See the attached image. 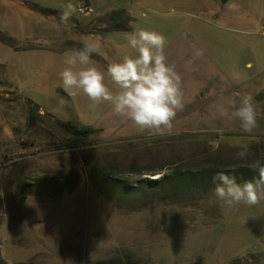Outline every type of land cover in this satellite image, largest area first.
<instances>
[{"label":"rangeland","instance_id":"rangeland-1","mask_svg":"<svg viewBox=\"0 0 264 264\" xmlns=\"http://www.w3.org/2000/svg\"><path fill=\"white\" fill-rule=\"evenodd\" d=\"M109 16L117 33L100 30ZM194 24H202L201 16L174 0H0V257L6 264H264V200L227 208L212 190L168 189L187 169L264 161V136L128 130L131 123L108 102L93 108L82 92L70 96L59 77L66 54L86 41L99 43L92 66L106 72L116 61L112 54H125L127 33L156 31L168 45ZM105 83L115 88L107 76ZM56 120L95 133L73 142ZM211 141L219 147L213 150ZM245 148L248 159H237ZM162 165L164 172L143 174ZM163 173L169 178L158 190L139 185Z\"/></svg>","mask_w":264,"mask_h":264},{"label":"crops","instance_id":"crops-1","mask_svg":"<svg viewBox=\"0 0 264 264\" xmlns=\"http://www.w3.org/2000/svg\"><path fill=\"white\" fill-rule=\"evenodd\" d=\"M174 3L200 15L202 24L186 26L165 50L172 47L165 55L182 76L185 106L177 113L171 134L163 135L264 136V0H174ZM126 17L131 19L129 15ZM114 19L109 16L101 21L100 30L117 33L119 25ZM127 28V32L131 31ZM121 49L126 50L125 54L121 51L123 56L135 55L128 45ZM122 58L111 55V61ZM245 95H251L257 114L258 126L252 135L241 131L238 119L221 117L216 112L218 105L227 106L229 101L238 105ZM127 122L131 123L128 130L155 134Z\"/></svg>","mask_w":264,"mask_h":264},{"label":"clouds","instance_id":"clouds-1","mask_svg":"<svg viewBox=\"0 0 264 264\" xmlns=\"http://www.w3.org/2000/svg\"><path fill=\"white\" fill-rule=\"evenodd\" d=\"M63 19L67 20V13ZM126 39L135 55L110 63L106 72L92 66V54L99 52L98 42L86 41L80 49L66 54L67 66L59 73L62 87L70 96L82 92L93 108L108 102L117 116L126 117L141 131L171 134L177 113L185 104L182 76L165 55L167 38L156 31L139 29L127 33ZM106 76L114 89L105 83ZM216 112L221 117L238 119L245 134L252 135L258 126L251 95L243 96L238 105L236 101H229L227 106L220 104ZM7 135L11 137L10 130ZM210 145L213 150L219 147L217 141ZM248 156L246 148L237 153L239 160H247ZM249 167L257 177L242 183L230 174L234 169L218 171L213 176L212 193L225 207L241 203L251 207L264 200V164L256 160Z\"/></svg>","mask_w":264,"mask_h":264},{"label":"trees","instance_id":"trees-1","mask_svg":"<svg viewBox=\"0 0 264 264\" xmlns=\"http://www.w3.org/2000/svg\"><path fill=\"white\" fill-rule=\"evenodd\" d=\"M56 124L61 128L62 131H64L66 134H68L71 137L73 142L82 143L89 136L95 133L93 129L79 127L77 125L68 124V123H62L58 120H56ZM187 135L191 136L193 134H181L179 136H187ZM261 163L264 164V161H261ZM174 166L175 164L169 167L174 169L175 168ZM165 168L166 166L162 165L158 169H152V168L146 169L144 170L143 174L164 172ZM177 168H182V167H177ZM229 169H234V171L231 172L230 174L234 175L237 181L240 183L246 180H251L254 177H257V173L251 170L250 167L246 165H240ZM224 170L227 169L215 170L213 168H202V169L198 168L194 170H188V169L187 171L184 170L183 172H181L183 179L179 180V182L178 181L176 182L175 180V184L170 186L168 189L174 190L175 192H178L180 195H184L185 193L192 192L193 190L196 192V189L201 190L202 193L207 192L208 190H212L214 188L213 176H215L218 171H224ZM168 178L169 177H167V175L163 173L162 177H160L159 179H154V180L149 178L141 179L139 180V185L147 184L148 186H145L144 187L145 189H157L158 188L157 184L161 180H166ZM164 190L166 189L160 191H164ZM37 195H40V193H37ZM113 261L116 260H107L99 264H111V262ZM0 264H6L1 257H0ZM115 264H121V262L116 261ZM125 264H130V263L126 262Z\"/></svg>","mask_w":264,"mask_h":264},{"label":"water","instance_id":"water-1","mask_svg":"<svg viewBox=\"0 0 264 264\" xmlns=\"http://www.w3.org/2000/svg\"><path fill=\"white\" fill-rule=\"evenodd\" d=\"M155 178H153V180H154Z\"/></svg>","mask_w":264,"mask_h":264}]
</instances>
